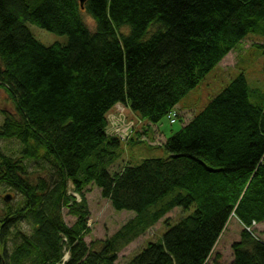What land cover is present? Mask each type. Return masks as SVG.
Masks as SVG:
<instances>
[{
	"label": "trees",
	"instance_id": "1",
	"mask_svg": "<svg viewBox=\"0 0 264 264\" xmlns=\"http://www.w3.org/2000/svg\"><path fill=\"white\" fill-rule=\"evenodd\" d=\"M27 24L66 43L45 46ZM250 35L264 39V0H89L83 9L78 0H0V90L14 107L0 141L21 146L18 158L0 154V185L23 201L0 218V264H115L174 209L188 215L165 221L161 240L127 264H208L213 255L217 264L221 243L230 264H264L254 235L264 224V97L244 75L163 142L166 159L110 173L122 143L106 132L116 105L146 126L168 119ZM254 47L264 56V44ZM88 186L134 216L99 252L85 243ZM22 222L32 233L17 234L9 254L1 241Z\"/></svg>",
	"mask_w": 264,
	"mask_h": 264
},
{
	"label": "rangeland",
	"instance_id": "2",
	"mask_svg": "<svg viewBox=\"0 0 264 264\" xmlns=\"http://www.w3.org/2000/svg\"><path fill=\"white\" fill-rule=\"evenodd\" d=\"M31 8L33 9L34 6H31ZM82 17L88 30L93 32V21L85 14ZM26 27L31 35L45 46H50L54 43H66V37L56 36L30 24H27ZM123 32L127 33V30L124 29ZM255 43L264 44V39L256 35H250L240 43L234 51L212 69L195 89L190 91L186 97L181 100L177 106L178 108L172 112L177 119L175 122H172L170 118H164L155 126L159 132L152 126L150 130L146 132L145 137H140L135 132L138 129L146 127V123H141L139 121L140 119L129 109V106L128 109L121 106L123 108L122 113H119L121 111L120 109H113L112 112H110L113 118L112 131H117V125L122 126L126 129L123 133L127 131V135L124 133L120 136V138L123 139H121L122 144L120 149H118L120 158L109 168V172L119 173L123 166L128 163L130 166H138L144 160L166 159L168 154L162 147L163 142L175 135L182 128L184 124L183 121H188L192 115L194 116L201 112L214 97L240 74L245 76L251 91H256L264 97V56L261 51L255 49ZM257 98L256 96L252 97L250 99L251 103L255 104ZM13 112V104L5 92L0 90V126L4 122L3 113L13 114ZM20 152L21 146L17 141H0V154L15 159L19 157ZM32 170L33 169H30V171ZM33 171L34 175L39 172ZM40 174L43 175L42 172H40ZM68 187V193L73 195L71 183L68 184ZM84 194L88 206V227L90 229V233L85 237V243L90 246L92 251L99 252L101 250L100 244L113 237L122 226L133 219L134 216L132 213L128 212L115 213L111 208L110 202L103 199L100 191L94 186L85 188ZM8 195L11 196V199L6 203L4 202V198ZM22 202V198L19 194L10 190L5 185H0V218L5 214L8 207L15 210L22 205ZM187 215L188 214L183 215L179 209L172 210L165 215L164 219L160 220L144 235L136 238L130 244L120 249L117 253V261L115 264L129 263L147 244L156 243L161 240L163 233L167 230V227L165 228L163 224L165 221H167L169 225L174 226L180 219L185 218ZM63 218L69 227H72L76 220L68 214V210H63ZM229 226L231 227L232 223H230ZM255 230V237H258L264 242V224L258 226ZM239 231L240 228L238 224H236L233 231L234 238H237ZM31 233L32 228L27 222L17 223L10 230L8 238L1 242L6 243L5 248L10 254L14 248L20 244V238H17V234L30 236ZM228 246L229 243H221L217 246L215 250V255H219L217 264H230L231 253ZM213 258L214 255L209 260L208 264H216L213 262ZM65 259L68 260L67 254L65 255Z\"/></svg>",
	"mask_w": 264,
	"mask_h": 264
},
{
	"label": "built area",
	"instance_id": "3",
	"mask_svg": "<svg viewBox=\"0 0 264 264\" xmlns=\"http://www.w3.org/2000/svg\"><path fill=\"white\" fill-rule=\"evenodd\" d=\"M117 109H120L121 110L119 113H122L123 112V109H121L120 107H118ZM168 118H170L172 122H174L176 120V117H175L174 113L169 114V117ZM112 119L113 118H112V113H111L107 117L108 128H107L106 132H107L108 135H110V136H116L117 138H119L121 140L122 138H120V136L122 134H124V133H126V135H127V131L123 133V131H125L126 129L124 127L118 126V125L116 127V130L117 131L116 132L112 131L113 130V127H112Z\"/></svg>",
	"mask_w": 264,
	"mask_h": 264
},
{
	"label": "crops",
	"instance_id": "4",
	"mask_svg": "<svg viewBox=\"0 0 264 264\" xmlns=\"http://www.w3.org/2000/svg\"><path fill=\"white\" fill-rule=\"evenodd\" d=\"M178 108V107H176ZM137 116V115H136ZM146 126V125H145ZM152 126H146L143 127L142 129H138L135 133H137L138 136L140 137H145L146 136V132L150 130ZM155 127V126H154ZM155 129L159 132V130L155 127ZM161 134V133H160ZM162 135V134H161ZM163 136V135H162Z\"/></svg>",
	"mask_w": 264,
	"mask_h": 264
},
{
	"label": "water",
	"instance_id": "5",
	"mask_svg": "<svg viewBox=\"0 0 264 264\" xmlns=\"http://www.w3.org/2000/svg\"><path fill=\"white\" fill-rule=\"evenodd\" d=\"M87 1H89V0H78L81 9H83V6H84V4H85ZM10 199H11V196L8 195V196H6V197L4 198V202L7 203V202H9Z\"/></svg>",
	"mask_w": 264,
	"mask_h": 264
}]
</instances>
